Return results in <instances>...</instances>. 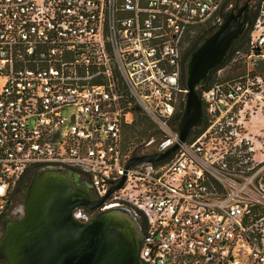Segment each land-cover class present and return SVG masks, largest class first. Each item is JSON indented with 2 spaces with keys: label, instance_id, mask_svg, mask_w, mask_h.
Returning a JSON list of instances; mask_svg holds the SVG:
<instances>
[{
  "label": "built area",
  "instance_id": "obj_1",
  "mask_svg": "<svg viewBox=\"0 0 264 264\" xmlns=\"http://www.w3.org/2000/svg\"><path fill=\"white\" fill-rule=\"evenodd\" d=\"M226 1L0 0V220L28 172L55 166L143 221L141 264H264V151L245 122L264 78L215 81L202 133L179 142L174 128L181 46ZM248 49L264 60V0ZM135 107L177 149L126 168L146 155L124 148Z\"/></svg>",
  "mask_w": 264,
  "mask_h": 264
},
{
  "label": "water",
  "instance_id": "obj_2",
  "mask_svg": "<svg viewBox=\"0 0 264 264\" xmlns=\"http://www.w3.org/2000/svg\"><path fill=\"white\" fill-rule=\"evenodd\" d=\"M248 11L247 3L227 11L186 60L187 94L176 126L179 142L201 128L200 93L211 72L223 64L230 46L246 28ZM139 111L134 108V112ZM167 145L164 142L157 152L131 158L126 168L139 162L164 161L177 149V144L165 149ZM123 180L113 190L119 189ZM110 193L91 201L88 194L75 189L58 171L36 176L29 188L24 218L7 224L0 235V260L4 264H141L135 214L122 208L86 222L74 216L78 206L96 208Z\"/></svg>",
  "mask_w": 264,
  "mask_h": 264
},
{
  "label": "trees",
  "instance_id": "obj_3",
  "mask_svg": "<svg viewBox=\"0 0 264 264\" xmlns=\"http://www.w3.org/2000/svg\"><path fill=\"white\" fill-rule=\"evenodd\" d=\"M232 2V0H227L222 8V12L220 13L221 17L230 9L228 8V4ZM259 4V3H258ZM249 7L248 11V21L246 28L242 32V34L233 42V44L230 46L228 53L226 55L225 61L223 64L213 70L210 74V77L205 85V90L209 89L215 82V74L216 71L225 67L228 65L236 54L243 53L245 56L249 54L248 49V42H249V33L252 27V24L254 22V19L257 15V6ZM217 23L213 21H208L206 24H202L197 26L191 33H189L185 39L184 42L187 43V48L183 52L182 56V79H181V85L185 87V63L188 59L189 55L192 53V51L201 43L202 39L210 35ZM236 68H232L233 71H235ZM252 75L256 76L259 75L264 78V60H258L255 63V66L252 70ZM227 79V78H226ZM201 94V93H200ZM183 104L182 103L179 106L178 112L174 115V128H176L177 123L179 122V119L181 117L182 111H183ZM133 120L130 124H126L124 126V148L125 149H131V154L137 155V154H151L154 153L153 151H145L143 152L142 149H144L147 145H145L146 141L153 138L155 140H162L161 132L157 128L154 122L150 120L145 114H143L141 111L134 112L133 113ZM205 125L204 121L202 123L201 128L197 132H191L188 137L186 138L187 141L193 140L196 136H198L202 131L204 130ZM143 142V143H142ZM143 221L140 219V226H142Z\"/></svg>",
  "mask_w": 264,
  "mask_h": 264
},
{
  "label": "flooded vegetation",
  "instance_id": "obj_4",
  "mask_svg": "<svg viewBox=\"0 0 264 264\" xmlns=\"http://www.w3.org/2000/svg\"><path fill=\"white\" fill-rule=\"evenodd\" d=\"M259 1L261 0H232V2L228 4V8L231 10L234 8L241 7L246 3L249 5V7L250 6L254 7V5L256 6L259 3ZM261 130H263V132H258L252 128L249 130V134L252 136L253 142H255V144L256 142L258 143V141L261 142L260 149L264 151V129ZM48 171H58V173H60L63 177H65L75 189L81 190L86 194H88L91 201H96L93 198L92 187L88 178L83 177L74 170L58 168L55 166H41L35 170L28 172L16 186L14 193L8 205L6 206L3 212V216L0 220V235L4 232V229L7 224L20 221L21 219L24 218L25 206L32 180L36 176ZM114 209H122V208L118 206H111L109 204H104V203L100 204L98 207L93 209H89L84 205H80L74 210L73 213L76 220L80 222H86L96 217L97 215L106 213ZM135 222L140 230V219L138 217H136ZM140 239H141V233L139 231V242ZM0 264H4L3 261L0 260Z\"/></svg>",
  "mask_w": 264,
  "mask_h": 264
},
{
  "label": "rangeland",
  "instance_id": "obj_5",
  "mask_svg": "<svg viewBox=\"0 0 264 264\" xmlns=\"http://www.w3.org/2000/svg\"><path fill=\"white\" fill-rule=\"evenodd\" d=\"M186 48H187V43L183 42L181 46L182 54ZM256 60L257 59L254 58H250V59L247 58L243 53L236 54L235 57L233 58V61H231L225 67L219 69L220 71L219 70L216 71L214 80L220 83L226 80L234 79L238 76H243V75L253 76L252 70L255 66ZM232 68H236L235 71H233ZM246 110L247 113L245 114V122L247 123L246 125L248 129L250 130L253 128L258 132H263V130L261 129H264V100L261 99V100L253 101L251 102V104L249 103ZM133 118L134 116L132 115L131 118L128 117L127 120L128 121L130 120L131 123ZM145 143H147V146L144 149H142L143 152L145 151L156 152L157 149L164 143V140L159 141L151 138ZM258 143L260 144L261 142L258 141Z\"/></svg>",
  "mask_w": 264,
  "mask_h": 264
}]
</instances>
